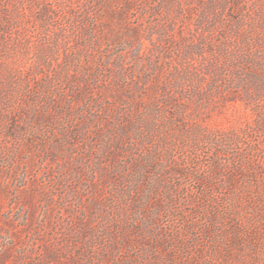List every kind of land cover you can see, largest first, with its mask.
Wrapping results in <instances>:
<instances>
[{"label": "rangeland", "instance_id": "374dc122", "mask_svg": "<svg viewBox=\"0 0 264 264\" xmlns=\"http://www.w3.org/2000/svg\"><path fill=\"white\" fill-rule=\"evenodd\" d=\"M0 264H264V0H0Z\"/></svg>", "mask_w": 264, "mask_h": 264}]
</instances>
